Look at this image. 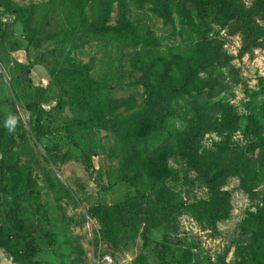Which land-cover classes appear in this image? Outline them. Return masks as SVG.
<instances>
[{
    "label": "rangeland",
    "instance_id": "374dc122",
    "mask_svg": "<svg viewBox=\"0 0 264 264\" xmlns=\"http://www.w3.org/2000/svg\"><path fill=\"white\" fill-rule=\"evenodd\" d=\"M4 1L22 12L42 4H52V9L43 27L37 24L38 11L29 15L33 22L26 33L20 23H13V15L1 18V28L9 25L12 36L0 40V132L12 137L10 150L18 156L14 180L22 185L27 177L26 185L33 180L34 188L27 193L30 205L12 198L3 204L0 197V222H22L16 245L0 248V264H161L162 252L169 264H257L253 254L258 243L251 229L264 201V148L246 173L215 169L212 182L192 179L198 174L194 166L208 170L219 152L226 160L251 158V142L263 136L264 1L251 16L255 39L248 42L239 20H225L210 4L186 0L166 15L155 0H144L125 16L130 21L139 17L150 29L147 35L152 32L151 42L145 48L119 50L106 39L99 45L69 40V24L56 0ZM224 1L232 9H250L255 3ZM119 11L114 4L107 22L115 24ZM27 36L33 37L29 47ZM195 48H212L218 54L215 63L196 74L212 84L181 89L186 54ZM153 58L159 62L153 64ZM50 70L59 85L51 83ZM197 84L195 80L191 85ZM81 91L92 92L94 101L79 104ZM39 107L48 133L37 141L32 128ZM147 113L152 124L144 131ZM223 119L228 122L219 123ZM84 154L90 156L91 168ZM124 177L132 178L136 187ZM153 179L162 182L154 188ZM61 186L73 197L58 204L53 193ZM136 188L144 192V200H132ZM218 193L226 200L222 214L216 211ZM130 200L139 215L123 221V232L110 246L103 241L94 245L99 222H82L81 215ZM164 205L179 210L172 217ZM214 215L222 217L213 221ZM40 227L55 234L51 242ZM258 254L263 263L264 245ZM104 255L112 263L104 262Z\"/></svg>",
    "mask_w": 264,
    "mask_h": 264
},
{
    "label": "trees",
    "instance_id": "16d2710c",
    "mask_svg": "<svg viewBox=\"0 0 264 264\" xmlns=\"http://www.w3.org/2000/svg\"><path fill=\"white\" fill-rule=\"evenodd\" d=\"M144 0H56V5H58L61 9L62 15L67 21V29L69 30L67 34V38L69 40H72L74 42L82 43L85 41H96V43L99 45L101 40H105L109 43H112L117 50H119L120 47H129L132 49H135L138 45L143 48L145 46L147 47V44L150 43V37L147 35V32L150 31V29L146 26L145 23L142 22V20L139 17L134 18L133 21L128 20V17L125 16L127 14L128 9L131 10L132 5L135 4V8H141L143 5ZM154 1V0H150ZM178 3H175L176 0H155L154 2L159 6V8L163 11H165V14H171L173 10H176L179 8V6L183 3H186V0H178ZM193 4L197 5H207L210 4L211 7L215 8L216 11L221 13V16L225 20H229L232 18H237L239 23L241 24V27L244 28V32L246 33L248 42H253L252 39H255L252 37V35H255V27L251 24L252 18L251 16L257 12V7L260 6V4L263 3L264 0H255V3L250 9H241V8H234L232 9L231 4L228 1L224 0H189ZM116 5L117 8H119V18L115 24H111L107 22V18L109 15V12L112 10L113 5ZM90 6L91 10L87 13V7ZM52 9V4H42L40 6H28L24 12H22L18 8H11L7 3H5L4 0H0V40L9 39L12 35L9 33V25H7L6 28H1V18L5 15H13V23L18 22L20 23L22 30L25 31L30 28L31 23L33 22L31 18H29V15L31 16L34 11H38L40 13V16L37 19V24L42 26L46 25L48 21V15L49 12ZM164 14V15H165ZM27 16V17H26ZM33 25V29L34 26ZM140 30L144 31V35H140ZM28 40L27 47L31 46V41L33 37L27 36ZM8 41V40H7ZM10 41V39H9ZM106 42V43H107ZM12 44L13 42H9ZM16 49V42H14ZM188 57L187 64L184 65V72H183V79L185 82V86L181 85L179 88L181 89H201L205 86H210L212 82H209L207 80H204L202 78H197L196 74L198 71L203 70L204 66L209 64L212 65L217 61L218 54L217 52L209 48L207 51L205 50H198L195 48L186 54ZM173 61H176L173 58ZM172 60L168 61L167 63H171L174 65V68L179 70V66L175 65ZM154 62H159L158 59L153 58V64ZM156 63V66H158ZM37 64V61L30 62L29 66L33 67ZM160 66V65H159ZM158 66V67H159ZM168 66H166L167 68ZM27 69V72H29L28 67H25ZM166 68L164 67V70H161L160 78H161V84H163L164 75L166 76ZM150 69V68H149ZM55 71H49L48 75L51 79V83H54L56 85H59L60 82L56 80L54 77ZM148 73V72H147ZM198 83L197 86L191 85L193 81ZM169 91H173V89L170 86H164ZM93 93L90 91H81L79 93V104L89 103L93 102ZM146 102L149 101V99L145 100ZM147 111V110H146ZM145 111V112H146ZM42 112H44L43 109L40 107L35 112V123L34 127L32 128L33 136L37 141H40V137H46L48 131L44 127L42 123ZM81 113V112H80ZM150 113H147L145 115L146 120L144 121L145 129L144 131H147L149 129V125L152 124L151 116L148 118L147 116ZM263 124L259 125L261 129L263 130V136L262 138L255 136L254 140L251 142V152L252 157L249 159H246L245 161H237L236 156L232 157L231 159H224L223 154L219 152V156L216 159H213L209 161V169L206 171H201L200 166H194V169L198 171L197 176H195L192 179V182L194 181H207L214 178L213 174L211 173L213 170L218 169L221 174H227V172H241L246 173L248 167L250 166V161H255L258 159H261L257 156L259 153L258 151L261 148H264V112H263ZM227 121L223 119L221 122ZM228 122V121H227ZM236 123V122H234ZM205 125V124H204ZM147 132L144 133V135ZM13 143L12 137L6 134H2L0 132V197L4 201L8 198H12L15 201H24L27 204H31L28 201L27 193L33 191L34 188V181L30 182L26 185V180H29L27 177L24 178V182L22 185L19 183L18 179L15 178V172H16V164H17V153L13 150H10L11 144ZM188 149L192 151V147L188 145ZM50 160L54 161V156L51 154L49 155ZM83 158L86 163L87 168H91L93 166L90 156L84 154ZM15 159V161H13ZM187 174V173H186ZM124 180L131 185L135 186V183L132 178L124 177ZM14 181V182H13ZM211 180L210 182H212ZM160 179H153L152 180V187H156L159 183L161 184ZM16 183V185L14 184ZM49 185L51 189L53 190L55 188V184H53V181L49 180ZM22 187L21 190H19ZM136 187V186H135ZM106 188H102L101 191H105ZM223 195V194H222ZM218 193V196L220 198L216 201V211L217 213H223V206H224V200L225 196H222ZM73 195L71 192H69L64 186H61L53 193V199L56 203H60V200L63 198L72 199ZM145 194L143 191L139 190L138 188L135 189V195L132 200L139 201L144 200ZM131 200L128 202H125L124 205H119L114 207H108V206H99L95 207L90 210L85 211V215H81L82 222L86 221V219H97L100 225L99 229V235L100 237L93 238L92 242L94 245H98L99 242H102L103 244L110 246L113 239L116 238V236L123 232L120 226L122 227V223L126 219L133 220L138 215L135 214L134 210L131 208ZM226 202V200H225ZM77 204L78 201H75L74 204ZM165 206V205H164ZM32 207V206H30ZM164 209V207H163ZM179 210V207L168 208L165 206L166 212L171 215L172 217L176 215V210ZM2 205H0V213L2 212ZM164 210V211H165ZM210 211V209H209ZM215 213V209L213 208V214ZM147 216V215H146ZM145 216V219L148 220V218ZM219 217H222L221 215H214L213 221ZM253 228L251 229L252 235L254 240L258 243V250L262 248L264 245V201L260 207L257 208L253 219ZM22 228V222L18 219L13 220L12 224H8L7 221L4 219L0 222V248H13L16 245V234L20 232ZM40 233H42L44 238L50 239L55 237V234H51V232L46 231L43 228H39ZM53 233V232H52ZM109 241V242H108ZM107 242V243H105ZM79 247V246H78ZM258 250H255L253 254V260L257 262V264H264L260 263L258 261ZM160 261L161 264H169L166 261V257L164 255V252H162L160 255ZM259 262V263H258ZM28 264H35L32 260H28Z\"/></svg>",
    "mask_w": 264,
    "mask_h": 264
},
{
    "label": "built area",
    "instance_id": "2783aa9c",
    "mask_svg": "<svg viewBox=\"0 0 264 264\" xmlns=\"http://www.w3.org/2000/svg\"><path fill=\"white\" fill-rule=\"evenodd\" d=\"M103 261L106 262V263H112V258L110 255H104L103 256ZM137 264V263H135Z\"/></svg>",
    "mask_w": 264,
    "mask_h": 264
}]
</instances>
